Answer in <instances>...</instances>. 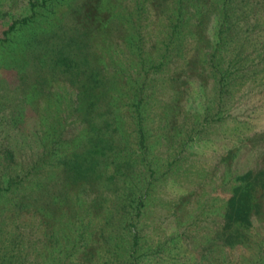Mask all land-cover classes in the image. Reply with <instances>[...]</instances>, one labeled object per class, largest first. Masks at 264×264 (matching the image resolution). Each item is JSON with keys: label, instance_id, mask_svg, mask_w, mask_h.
I'll use <instances>...</instances> for the list:
<instances>
[{"label": "trees", "instance_id": "16d2710c", "mask_svg": "<svg viewBox=\"0 0 264 264\" xmlns=\"http://www.w3.org/2000/svg\"><path fill=\"white\" fill-rule=\"evenodd\" d=\"M253 1L119 0L123 11L116 14L109 9L113 0H101L107 12L97 5L103 12L97 18L99 29H60L40 38L43 71L32 72L41 83L36 85L40 110H35L41 153L24 172L27 177L44 174L40 186L54 189L64 238L67 232L65 264H151L165 250L170 238L150 242L139 227L175 162L164 166L153 151L154 124L158 119L163 132L165 123L175 129L170 139L182 135L186 125L175 113L182 99L160 105L155 114L150 105L161 85L181 94L176 83L186 82L184 74L207 86L213 69L208 72L203 59L211 52L221 89L246 73L245 51L254 42L241 22L251 9L264 8V0ZM144 11L151 14L144 17ZM213 13L220 22L215 43L206 29ZM28 20L14 22L8 33ZM205 112L206 122L225 120L210 106ZM70 122L79 128L67 137L64 126ZM9 180L8 190L18 182L14 175ZM230 192L224 199L225 223L218 230L228 236L227 244H247L254 217L263 210L264 171L237 176Z\"/></svg>", "mask_w": 264, "mask_h": 264}, {"label": "rangeland", "instance_id": "374dc122", "mask_svg": "<svg viewBox=\"0 0 264 264\" xmlns=\"http://www.w3.org/2000/svg\"><path fill=\"white\" fill-rule=\"evenodd\" d=\"M100 1L0 0V264L69 261L64 246L67 232L64 238L54 189L40 186L46 181L44 174L27 177L24 172L41 153L40 121L35 111L40 110L41 90L36 85L41 83L32 69L43 71L41 37L60 29H99L97 18L103 12L97 5L107 12ZM109 9L116 14L123 11L119 0H113ZM248 12L241 24H247L242 26L244 34L251 35L254 44L245 51L249 53L248 70L232 77L237 78L235 84L221 89L211 52L203 59L209 64L208 72L213 69L207 86L199 77L184 74L186 82L176 83L181 94L161 85L150 105L155 114L160 105L182 99L175 113L186 125L182 135L170 139L175 129L164 122L163 132L158 119L154 124L153 151L164 166L175 162L154 191L150 209L139 224L150 242L171 239L163 252L151 258V264H264V205L261 215L254 217L247 244H227L228 236L218 230L225 223L224 199L231 193L233 179L249 170L264 171V8L256 6ZM149 14L144 11L142 16ZM23 18L29 22L17 24L16 32L8 33L11 25ZM206 29L217 42L220 22L216 13L211 14ZM208 106L213 113L221 112L225 120L206 122ZM167 110L173 112L171 107ZM78 128V123L70 122L64 126V135L72 136ZM12 175L18 182L8 190Z\"/></svg>", "mask_w": 264, "mask_h": 264}]
</instances>
